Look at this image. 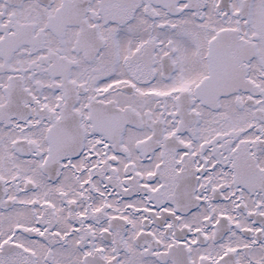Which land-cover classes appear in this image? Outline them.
Returning a JSON list of instances; mask_svg holds the SVG:
<instances>
[{"label": "snow or ice", "instance_id": "6c2138e0", "mask_svg": "<svg viewBox=\"0 0 264 264\" xmlns=\"http://www.w3.org/2000/svg\"><path fill=\"white\" fill-rule=\"evenodd\" d=\"M0 264H264V0H0Z\"/></svg>", "mask_w": 264, "mask_h": 264}]
</instances>
